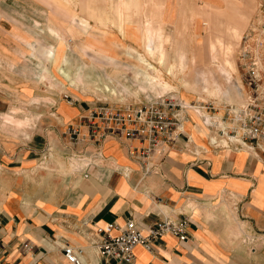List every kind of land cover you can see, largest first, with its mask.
I'll list each match as a JSON object with an SVG mask.
<instances>
[{
    "label": "crops",
    "instance_id": "obj_1",
    "mask_svg": "<svg viewBox=\"0 0 264 264\" xmlns=\"http://www.w3.org/2000/svg\"><path fill=\"white\" fill-rule=\"evenodd\" d=\"M189 3L0 0V264H75L66 245L83 264H129L101 255L98 230L130 217L147 230L165 216L189 219L188 240L137 245L131 264H264V156L222 143L214 118L190 113L149 172L129 155L146 143L122 134L103 142L100 158L88 152L90 166L61 167L62 140L79 156L69 130L98 107L137 105L167 84L221 108L228 92L208 96L205 71L185 67L197 42L146 40L180 29ZM148 45L164 47L165 59Z\"/></svg>",
    "mask_w": 264,
    "mask_h": 264
},
{
    "label": "rangeland",
    "instance_id": "obj_2",
    "mask_svg": "<svg viewBox=\"0 0 264 264\" xmlns=\"http://www.w3.org/2000/svg\"><path fill=\"white\" fill-rule=\"evenodd\" d=\"M188 1L190 14H185L180 29L172 32L157 31L154 38L146 32V40L191 44L197 42L195 50L192 46L189 48L190 62L185 67L205 71L200 76L204 77L208 96H217L221 90L228 92V99L224 100L220 109V106L215 107L211 102H190L188 97L182 98L167 84L164 91L148 96L173 92L180 102L189 106L185 110L188 117L192 113L203 120H220L215 121V124L218 125L219 139L226 146L246 147L252 155L264 156V0ZM202 19L197 30L196 23ZM151 47L148 45L146 49L148 55L159 54L162 60L165 59L164 47L156 46L153 51L149 49ZM93 50L94 55H100L99 44ZM171 67L169 71L173 72ZM156 72L158 78L162 79L161 70L156 69ZM231 136L237 138L232 139ZM172 147L173 145L167 149L169 151L165 156L162 157L159 152L155 156L164 159ZM61 149L62 156L65 157L61 158L62 170L85 167L90 161L89 158L65 154L64 140L61 142Z\"/></svg>",
    "mask_w": 264,
    "mask_h": 264
},
{
    "label": "built area",
    "instance_id": "obj_3",
    "mask_svg": "<svg viewBox=\"0 0 264 264\" xmlns=\"http://www.w3.org/2000/svg\"><path fill=\"white\" fill-rule=\"evenodd\" d=\"M187 108L189 106L180 102L173 92L146 96L145 102L127 106L122 110L114 111L104 106L98 107L81 123L73 125L69 134L74 144L81 145L79 156L84 158H87L88 152H91V158L103 156V142L110 136L122 134L147 142L141 148L129 149V155L139 160L146 172H149L154 166L151 160L155 154L159 152L162 157L165 156L169 151L167 149L184 134L183 124L189 118L185 113ZM82 126L87 127V132L81 131ZM231 138L237 137L231 136ZM91 164L90 160L85 167ZM188 223V218L165 216L144 230L135 218L130 217L122 226L109 223L105 228L99 229L101 237L95 244L105 258L131 264L135 260L134 250L137 245H144L152 250L166 234H172L181 241L188 240ZM116 227L119 228V232L113 233ZM79 252L81 250L76 251L70 245L64 247L66 258L75 264H83Z\"/></svg>",
    "mask_w": 264,
    "mask_h": 264
},
{
    "label": "bare ground",
    "instance_id": "obj_4",
    "mask_svg": "<svg viewBox=\"0 0 264 264\" xmlns=\"http://www.w3.org/2000/svg\"><path fill=\"white\" fill-rule=\"evenodd\" d=\"M53 30H54V29H53ZM149 49H150L151 51H153V50H154V48H152V47H151V48H149ZM52 54H53V53H52ZM36 59H37V58H36ZM38 61H40V60L38 59ZM42 62H43V61H42ZM43 65H44V64H43ZM40 70H41V69H40ZM42 70H44V69H42ZM45 72H47V71H45ZM60 72H61V71H60ZM147 75H149V74H147ZM44 76H45V75H44ZM151 76H152V75H151ZM150 78H151V77H150ZM150 78H149V79H150Z\"/></svg>",
    "mask_w": 264,
    "mask_h": 264
}]
</instances>
